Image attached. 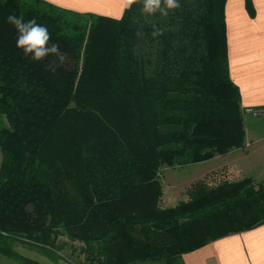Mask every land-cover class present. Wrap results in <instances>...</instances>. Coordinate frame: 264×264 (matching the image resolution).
Here are the masks:
<instances>
[{
    "label": "trees",
    "instance_id": "obj_1",
    "mask_svg": "<svg viewBox=\"0 0 264 264\" xmlns=\"http://www.w3.org/2000/svg\"><path fill=\"white\" fill-rule=\"evenodd\" d=\"M226 1L178 0L163 16L138 0L113 19L0 0V255L40 264L20 242L58 263L66 238L85 264H166L264 223V183L251 178L198 182L161 207L163 168L245 145ZM9 15L46 26L66 62L25 57Z\"/></svg>",
    "mask_w": 264,
    "mask_h": 264
},
{
    "label": "crops",
    "instance_id": "obj_2",
    "mask_svg": "<svg viewBox=\"0 0 264 264\" xmlns=\"http://www.w3.org/2000/svg\"><path fill=\"white\" fill-rule=\"evenodd\" d=\"M44 1L62 9L113 19H121L129 8L124 0ZM250 1L253 14L246 0H227L224 8L229 73L246 111L264 107V0ZM1 165L0 149V169ZM15 250L40 264H56L43 255ZM166 264H264V223L219 238Z\"/></svg>",
    "mask_w": 264,
    "mask_h": 264
},
{
    "label": "rangeland",
    "instance_id": "obj_3",
    "mask_svg": "<svg viewBox=\"0 0 264 264\" xmlns=\"http://www.w3.org/2000/svg\"><path fill=\"white\" fill-rule=\"evenodd\" d=\"M243 117L246 129L243 148L235 149L227 155L216 156L207 162L162 169L160 175L163 190L162 208H173L182 201H188L192 187L198 182L216 186L225 181L238 182L251 178L256 186L264 183V141H262L264 139V115H252L244 110ZM61 241L66 242L67 245L60 252L59 262L85 264L84 255L80 252L82 244L72 243L66 238H61ZM15 248L42 255L20 242L15 244ZM73 249L76 251L74 252ZM0 264L21 263L0 255Z\"/></svg>",
    "mask_w": 264,
    "mask_h": 264
},
{
    "label": "clouds",
    "instance_id": "obj_4",
    "mask_svg": "<svg viewBox=\"0 0 264 264\" xmlns=\"http://www.w3.org/2000/svg\"><path fill=\"white\" fill-rule=\"evenodd\" d=\"M138 0H124L126 7H131ZM178 0H142V12L154 15L157 12L163 16H167L170 10L180 8ZM7 23L14 26L17 36L15 46L22 50L25 57H30L34 62H42L50 55L63 64L67 60V54L61 51L58 43L52 42L51 33L48 28L37 22L35 18L25 21L23 16L9 15ZM139 35V33H138ZM153 35H159V32H153ZM55 71L53 64L46 65Z\"/></svg>",
    "mask_w": 264,
    "mask_h": 264
},
{
    "label": "built area",
    "instance_id": "obj_5",
    "mask_svg": "<svg viewBox=\"0 0 264 264\" xmlns=\"http://www.w3.org/2000/svg\"><path fill=\"white\" fill-rule=\"evenodd\" d=\"M252 115H264V107L262 108H251L247 110Z\"/></svg>",
    "mask_w": 264,
    "mask_h": 264
}]
</instances>
